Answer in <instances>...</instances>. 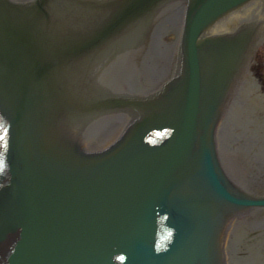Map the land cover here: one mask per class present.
Segmentation results:
<instances>
[{
	"label": "water",
	"instance_id": "water-1",
	"mask_svg": "<svg viewBox=\"0 0 264 264\" xmlns=\"http://www.w3.org/2000/svg\"><path fill=\"white\" fill-rule=\"evenodd\" d=\"M241 1L195 0L179 76L137 102L116 145L84 152L70 120L131 104L98 97L85 59L142 35L160 0H81L107 11L82 31L74 0H0V264H221L228 217L264 202L231 184L214 147L240 43L202 34Z\"/></svg>",
	"mask_w": 264,
	"mask_h": 264
},
{
	"label": "rangeland",
	"instance_id": "rangeland-1",
	"mask_svg": "<svg viewBox=\"0 0 264 264\" xmlns=\"http://www.w3.org/2000/svg\"><path fill=\"white\" fill-rule=\"evenodd\" d=\"M169 29H167L168 31ZM160 40H164L166 42H172V39H169L168 36H166V30H163ZM166 33V34H165ZM138 42V43H137ZM135 44V51L138 52H142L144 50V46H142V44L137 40V39H133L131 38L130 40L127 41L125 48L128 49L129 47H131V45ZM161 48H164L165 46L160 45ZM126 61L129 64H133L135 57L134 56H128L125 58ZM124 62V65L126 66L128 63ZM117 66V67H116ZM116 68L120 67V62L119 60H117L116 63ZM260 129V127H258ZM262 131V130H260ZM252 145V144H250ZM264 143L261 144V147H263ZM242 148H239L236 151L231 152L228 155V161H227V165L230 166V168L234 171V174L237 175L238 177L245 179L247 181H251L253 180V171H251V166H250V155L247 152H242L241 150ZM252 164H254L253 160L251 159ZM241 227V226H239ZM245 228V225L243 226ZM255 250H257V248H255ZM257 258V257H256Z\"/></svg>",
	"mask_w": 264,
	"mask_h": 264
},
{
	"label": "bare ground",
	"instance_id": "bare-ground-1",
	"mask_svg": "<svg viewBox=\"0 0 264 264\" xmlns=\"http://www.w3.org/2000/svg\"><path fill=\"white\" fill-rule=\"evenodd\" d=\"M86 25L88 26V23H86ZM116 78V76H112L111 75V73H107V75H106V82H109V81H112L113 79H115ZM124 118V120H122L120 123H124L127 119H128V116H125V117H123ZM240 139V138H239ZM220 140H222L221 138H220ZM244 140H246V139H244ZM252 156H255V157H257L258 158V156H260V154H258V153H256V154H252ZM261 162V161H260ZM255 166H258V164L257 165H254L253 167L255 168V174L258 176V177H262L263 178V180H264V166L263 167H255ZM226 170H227V172L229 173V175H231V177L233 178V179H235L237 182H239V184L240 185H242L243 187H245V189H251V190H253L254 189V186H255V184H254V179L256 180V176H255V174H252L253 175V177H254V179L253 180H251L250 182H246V181H244V180H242L241 178H238V176L237 175H235L234 174V172L232 171V170H229L228 169V167H226ZM256 213V211H253V213H249V214H255ZM228 241V239L226 240V242ZM239 263L240 264H254V262L251 260V261H247V260H241V261H239Z\"/></svg>",
	"mask_w": 264,
	"mask_h": 264
},
{
	"label": "snow or ice",
	"instance_id": "snow-or-ice-1",
	"mask_svg": "<svg viewBox=\"0 0 264 264\" xmlns=\"http://www.w3.org/2000/svg\"><path fill=\"white\" fill-rule=\"evenodd\" d=\"M3 139V136H0V140H2Z\"/></svg>",
	"mask_w": 264,
	"mask_h": 264
}]
</instances>
